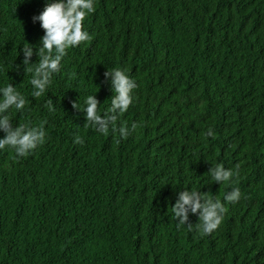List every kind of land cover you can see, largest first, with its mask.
I'll use <instances>...</instances> for the list:
<instances>
[{
	"label": "trees",
	"instance_id": "16d2710c",
	"mask_svg": "<svg viewBox=\"0 0 264 264\" xmlns=\"http://www.w3.org/2000/svg\"><path fill=\"white\" fill-rule=\"evenodd\" d=\"M48 2L0 0V87L26 100L5 115L45 132L25 156L0 149V264H264V0H95L90 39L35 96L23 48L45 34L32 18ZM116 68L137 88L104 134L85 100L109 111ZM185 189L223 204L212 233L198 213L176 218Z\"/></svg>",
	"mask_w": 264,
	"mask_h": 264
},
{
	"label": "clouds",
	"instance_id": "9594fccd",
	"mask_svg": "<svg viewBox=\"0 0 264 264\" xmlns=\"http://www.w3.org/2000/svg\"><path fill=\"white\" fill-rule=\"evenodd\" d=\"M94 3L95 0H49L43 11L32 18L33 21L40 22L45 33L37 44L38 47L29 44L31 46L23 48L22 66L24 71L33 73L31 84L35 96L44 93L52 82L53 74L60 71L66 50L90 39L89 33L83 28V22L95 10ZM34 54L40 59L38 64L32 67L34 63L31 62V57ZM20 68L21 65H16L18 72ZM104 75L114 93L109 111L101 115L100 101L96 95H89L85 100L84 114L86 120L92 122L98 132L106 134L110 125H115L117 115L126 112L133 104V92L137 88V82L127 71L119 68L107 70ZM25 103V97L13 85L0 87V131L5 133V136L0 138V149L10 146L18 156L29 154L45 138L42 127H13L11 120L5 115L10 108L23 109ZM120 132L121 135L128 134L124 127H121ZM76 143L83 141L77 137ZM209 172L217 183L229 182L234 175L232 170L219 164L211 167ZM176 195L178 199L172 208L181 225L188 224L189 210L192 214H199L201 229L205 234L212 233L222 223L225 209L220 201H214L202 192L187 189L179 191ZM240 196L239 189L235 188L225 199L236 202Z\"/></svg>",
	"mask_w": 264,
	"mask_h": 264
}]
</instances>
